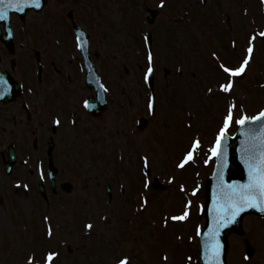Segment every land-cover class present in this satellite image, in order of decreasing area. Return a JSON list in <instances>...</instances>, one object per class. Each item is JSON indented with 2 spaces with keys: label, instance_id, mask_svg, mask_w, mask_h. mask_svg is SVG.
<instances>
[{
  "label": "rangeland",
  "instance_id": "374dc122",
  "mask_svg": "<svg viewBox=\"0 0 264 264\" xmlns=\"http://www.w3.org/2000/svg\"><path fill=\"white\" fill-rule=\"evenodd\" d=\"M201 1L164 0V7H160L161 0H49L43 16L47 18L49 14L58 12L62 16L61 28H53L52 18L39 24L41 19L38 15L33 14L28 17L29 32L38 36L40 33L43 34L44 29L49 31L50 37L54 35L63 43L57 46L54 44L49 50L50 53L47 51L49 56L46 59V65L54 76L47 75L49 78H54L51 80L56 82L62 80L68 70H64L61 74V65L65 63L61 60L63 59L62 54L67 57H71L70 54H72L78 58L72 44L70 22L67 19V14L71 11L72 21L86 29L90 35L92 60L110 88L109 99L112 100L106 112L99 118L90 119L84 115L80 116L81 90H78L73 79H70L71 85L76 87L75 89L70 88L73 90L70 92L78 95L72 105L79 118L77 125L72 127L68 123L66 129L59 131L58 128L53 130L52 118L42 119L43 130L42 125L33 128L32 123H29L30 141L38 128L42 133V142L50 135L54 138L55 156L60 168L56 183L62 180L70 181L75 190L73 189L71 193H64L61 189H57L53 196L45 188L47 198L44 201L37 192V187L42 182L35 173L36 155L33 151V143L31 151L22 145L24 157L29 158V172L20 162L19 168L12 177L0 180V264H28L32 255L35 258L33 264H40L42 260H45L46 253L50 251L59 253L53 261L54 264H78L81 256L84 257L81 264H115L119 259L118 250L120 255L131 256L132 263L138 264L137 257L134 255L140 249L142 252L151 253L152 256L157 255L155 264H159L157 252L161 249L167 256H169V249H173L172 257L176 259L180 257L179 253L184 252L185 247L191 251L196 248L197 239L193 229L197 222L194 223V220L191 221V219L185 223L191 222L190 227L175 225L174 234L172 227L168 231H161L158 229L159 224L156 226L148 224L151 219L154 221L163 219L162 214L166 211L171 210L169 215L180 214L183 208L179 206L170 209L175 205V201L180 200L171 191L158 188L153 178L151 179L153 187L150 192L151 194L155 192V194L148 211L134 210L130 206L122 208L124 211L119 210L117 209L119 202L116 199L122 185L120 180L122 174L125 182V197L134 198L137 185L138 191H141L140 186H144L143 163L139 166L140 176L137 184V161L135 162L131 156L133 154V158L137 157L135 150L141 146L138 140L145 137L150 129L153 130L148 138L149 142L152 141V148H150L152 152L150 153L161 148L163 156L154 153L158 161L161 159L164 161L178 160L189 147L187 140L181 143L175 142V144L173 142L172 127L180 125L182 112L201 120L197 128L193 126L188 131L192 138H198L204 142L203 145H207L208 139L205 138V133L213 136L220 121L219 117L225 113L230 98L238 106L237 118L241 114L249 117L255 116L261 109L264 99V40L258 38L255 42L256 49H254L253 59L243 78L235 79L234 90L231 94L222 93L218 88L215 89L218 83L224 81V74L218 69V61L211 57V53L216 52L220 61L230 66L238 64L236 61L240 60L244 52L247 37L251 32L262 30L260 27L264 21V12L259 10L260 4L256 0H247V10L242 17L239 7L244 8V1L239 7L233 5L231 14L223 17L227 23V29H234L235 39L233 38L232 41L236 40V47H233L234 52H232L226 44L227 36L222 27L223 21L215 19L216 31L224 32V36L220 38V35L212 29L214 21L209 22L211 17L206 13L210 8V0H203V7L199 6ZM185 2L189 6L187 17L176 13L180 12L176 5L184 9ZM211 3L212 10L218 13L221 8L220 1L212 0ZM249 5L250 10L247 8ZM197 6L199 11L196 10ZM144 8L158 12L153 25L146 24ZM250 11L259 17L256 18ZM209 13L215 14L211 11ZM14 25L19 29L18 24L14 23ZM36 29L39 31L35 32ZM53 29H58V32L55 33ZM66 30L70 34L69 44L65 38ZM150 34L152 51L155 54V91H158L159 99H161L159 101L157 98L156 113L163 116H158L157 121L155 118H150L147 125L138 130L136 120L146 117L148 91L142 83L147 66L144 59V37ZM32 37L30 35V38ZM37 50L44 55L45 50L42 48ZM28 59L29 62H33L31 55ZM49 61L60 74H56L50 68ZM30 73L29 79H32ZM33 81V88L36 90L34 78ZM45 88L51 89V86L46 84ZM209 88L213 89L212 93L208 92ZM39 97L36 96L34 103L31 100L28 101L30 111L37 105L43 109L41 102L40 104L38 102ZM45 100L46 98L42 104ZM50 105H55V97ZM211 109L213 110L209 111ZM54 111L57 112L56 108ZM58 113L61 114V112ZM54 115L57 117L56 114ZM159 125H161V133L154 131ZM124 127L130 132L131 140L136 141L133 152L127 149V144H130L129 139L125 141L121 135ZM176 131L179 135H183L178 126ZM190 136L183 137L189 139ZM175 137V140L181 138ZM33 142L37 143L35 139ZM93 146L99 151L98 157L93 158V162L82 161L88 156ZM41 149L39 146L36 151L38 156L41 154ZM198 150L203 152L201 146ZM118 154L120 158L117 157ZM164 161H161L160 167L163 172L166 171ZM98 162L99 166H96ZM197 165H199L198 162ZM159 166L160 163L151 162V175L153 171L159 169ZM193 168L202 167L199 165ZM0 172H2L1 167ZM203 179L202 176L201 180ZM183 180L188 181L184 178ZM17 184L20 186L17 187ZM25 184L28 185L27 189L24 188ZM107 184L114 189L115 194L108 211L105 205ZM46 185L48 183L46 184L45 181ZM78 186L82 188L79 189ZM145 196H148V192H145ZM57 200L68 201V203L66 202L63 207L61 206L62 208H59ZM190 200L200 201V196L197 195ZM67 204H71L74 208L67 207ZM81 211L85 213L83 218ZM135 211L140 214L139 220H136ZM194 211L195 208L191 205L190 216L197 217ZM107 212H109V218H107ZM79 215L83 225L85 222L94 223V227L89 232L76 231L74 225ZM45 217L48 219L45 220ZM49 226L52 228L53 235L51 237L48 235L46 238L45 233H48ZM199 226H195V230ZM242 230L241 235L229 236V255L237 264H252L251 261L242 258L243 237L251 236L252 230H255V248L258 255L264 253V222L245 217ZM176 232H179L181 238L174 236ZM151 241L152 244H150ZM78 248L84 252L77 257L74 251ZM145 252L143 257L147 256L148 259L143 264H151L149 259H152ZM94 254L99 255L101 261H95ZM90 256L92 257L89 258Z\"/></svg>",
  "mask_w": 264,
  "mask_h": 264
},
{
  "label": "snow or ice",
  "instance_id": "6c2138e0",
  "mask_svg": "<svg viewBox=\"0 0 264 264\" xmlns=\"http://www.w3.org/2000/svg\"><path fill=\"white\" fill-rule=\"evenodd\" d=\"M43 0H0V22L9 21L10 13H24L26 9L42 10ZM160 7H164V0H161ZM12 33L9 32V35ZM264 40V31L254 32L249 35L247 39V45L240 58V61L236 66H230L226 62L220 61L216 52H212L211 55L218 61V69L224 74V81L219 83L218 90L225 94H231L235 86V78L242 77L246 73L250 62L253 59L255 42L257 39ZM146 42L150 43V36L144 37ZM78 46L83 48V43L79 42ZM233 47H236V41H233ZM147 69L144 74L145 82H148L154 75L155 54L153 51L147 52ZM100 88L105 92L108 90L104 85H100ZM9 90L8 81L0 79V96L5 94ZM209 93L213 92L212 88L208 89ZM84 106L89 107V101H84ZM149 112L154 114L155 103L153 99H149L147 104ZM237 104L233 101L230 102L226 109V114L222 120V126L218 129V134L215 138L214 145L209 149V159L213 157L217 160V178L220 185V194L214 202V225L209 229L206 238L204 239L203 247L205 249V255L207 264H225L222 258L223 245L219 240L221 229L227 227L229 224L234 223L241 215L248 209H256L261 213H264V126L261 127V136L258 138L259 143L253 145L251 149L242 147V151L246 153L242 157L244 164L247 167V182L245 183H226L224 181L223 169L228 165L227 153L223 149V141L225 140L230 127L233 123L243 127L249 121H262L264 120V110H261L257 115L249 117L245 114H241L238 119L234 118ZM56 125L61 123L59 118L54 120ZM190 126V125H189ZM201 141L196 138L193 139L189 149L182 155L181 159L177 163V167L184 169L189 162L195 161V154L200 148ZM208 161H205L207 163ZM143 168L145 169L143 176V184L145 188H148L151 183V162L147 155L143 157ZM43 178V173H41ZM171 182V181H170ZM20 185L17 184V187ZM24 188L27 189L28 185L25 184ZM183 190V186H181ZM198 189H193L192 195H196ZM149 201L144 198L141 203V208H144ZM192 201L186 202L184 210L178 214L171 216L173 221H186L190 217ZM48 217H45L47 220ZM167 219L165 223H167ZM86 228L91 230L93 228L92 223L86 224ZM198 234L203 235L202 230L198 229ZM48 235H53L51 226L48 227ZM59 255L58 252H48L45 255V264H53V261ZM248 258L247 256L245 257ZM34 257H30L28 264H33ZM167 260V256L163 257ZM116 264H130L128 256H124L117 260Z\"/></svg>",
  "mask_w": 264,
  "mask_h": 264
},
{
  "label": "water",
  "instance_id": "95a60500",
  "mask_svg": "<svg viewBox=\"0 0 264 264\" xmlns=\"http://www.w3.org/2000/svg\"><path fill=\"white\" fill-rule=\"evenodd\" d=\"M43 3H44V0H43ZM255 122L256 124H250V125L245 124L243 127H241L240 130L238 131L237 136L235 137V139L238 141V145L234 150L236 154L238 155V157L234 159H230L229 158L230 151L229 149L226 148V145L223 144V149L227 153V159H228L227 166H229L230 163H233L237 166V170L231 173L228 172L227 167L223 169L224 181L226 183H233V182L245 183L247 182V167L244 164L243 159H242V157H244L246 153L242 151V147H247L251 149L253 145H256L259 143L258 138L261 136V127L264 125V120L255 121ZM220 191L221 189H220L219 181H218L217 175L215 174V177L209 181L208 189H207L208 202L206 205V210H207L209 222L206 226V230L203 232V237H202L203 243H204V239L206 238L209 229H211L214 225V202L216 201L218 195L220 194ZM247 211L249 210H246L245 212ZM245 212L241 213V215L237 217L234 223H231L227 227L221 229L219 240L221 241L223 245V252H222L223 259H224V255L226 251V239L225 238L230 232L237 231L239 229V223L241 220V216L242 214H245ZM202 250L203 252L201 255V259H199V263L207 264L205 249L203 247V244H202Z\"/></svg>",
  "mask_w": 264,
  "mask_h": 264
},
{
  "label": "flooded vegetation",
  "instance_id": "af4514ba",
  "mask_svg": "<svg viewBox=\"0 0 264 264\" xmlns=\"http://www.w3.org/2000/svg\"><path fill=\"white\" fill-rule=\"evenodd\" d=\"M13 69V68H12ZM9 104H6V103H3V104H1V106H8Z\"/></svg>",
  "mask_w": 264,
  "mask_h": 264
}]
</instances>
